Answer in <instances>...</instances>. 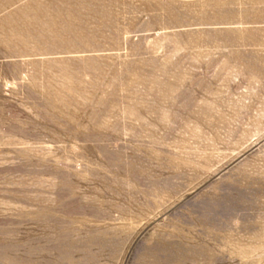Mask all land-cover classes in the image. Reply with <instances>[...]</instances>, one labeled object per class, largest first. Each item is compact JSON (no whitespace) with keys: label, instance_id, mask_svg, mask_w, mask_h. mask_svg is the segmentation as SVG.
I'll return each instance as SVG.
<instances>
[{"label":"rangeland","instance_id":"374dc122","mask_svg":"<svg viewBox=\"0 0 264 264\" xmlns=\"http://www.w3.org/2000/svg\"><path fill=\"white\" fill-rule=\"evenodd\" d=\"M0 264H264V0H0Z\"/></svg>","mask_w":264,"mask_h":264}]
</instances>
